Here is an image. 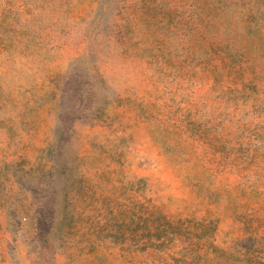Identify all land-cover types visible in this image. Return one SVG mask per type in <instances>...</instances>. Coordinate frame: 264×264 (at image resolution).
I'll use <instances>...</instances> for the list:
<instances>
[{
  "label": "rangeland",
  "instance_id": "obj_1",
  "mask_svg": "<svg viewBox=\"0 0 264 264\" xmlns=\"http://www.w3.org/2000/svg\"><path fill=\"white\" fill-rule=\"evenodd\" d=\"M0 264H264V0H0Z\"/></svg>",
  "mask_w": 264,
  "mask_h": 264
},
{
  "label": "trees",
  "instance_id": "obj_2",
  "mask_svg": "<svg viewBox=\"0 0 264 264\" xmlns=\"http://www.w3.org/2000/svg\"><path fill=\"white\" fill-rule=\"evenodd\" d=\"M157 224V223H156ZM172 227V226H171ZM157 229H158V227H157V225H155V227H154V231H157ZM172 229H173V227H172ZM173 231H175L174 229H173Z\"/></svg>",
  "mask_w": 264,
  "mask_h": 264
}]
</instances>
